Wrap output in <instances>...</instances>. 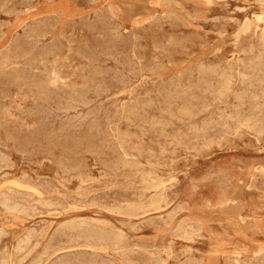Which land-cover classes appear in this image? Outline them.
Here are the masks:
<instances>
[{
  "label": "rangeland",
  "instance_id": "374dc122",
  "mask_svg": "<svg viewBox=\"0 0 264 264\" xmlns=\"http://www.w3.org/2000/svg\"><path fill=\"white\" fill-rule=\"evenodd\" d=\"M0 8V75H29L26 61L48 48L33 72L56 63L63 78L47 96L18 77L0 83V264H264V0Z\"/></svg>",
  "mask_w": 264,
  "mask_h": 264
},
{
  "label": "bare ground",
  "instance_id": "6f19581e",
  "mask_svg": "<svg viewBox=\"0 0 264 264\" xmlns=\"http://www.w3.org/2000/svg\"><path fill=\"white\" fill-rule=\"evenodd\" d=\"M52 1V0H51ZM34 2V1H33ZM74 2V1H73ZM96 2V1H95ZM13 3V2H12ZM93 3V2H92ZM209 3V2H208ZM116 7H118V6H116ZM8 8V7H7ZM27 8V7H26ZM25 8V9H26ZM1 9V8H0ZM12 10V9H11ZM116 11V10H115ZM247 11V10H246ZM6 12V11H5ZM118 12V11H117ZM120 12V11H119ZM109 13V12H108ZM111 13V12H110ZM115 13V12H114ZM119 15V14H118ZM121 15V14H120ZM254 16V15H253ZM10 17V16H9ZM96 19V18H95ZM21 20V19H20ZM85 22V21H84ZM135 22V21H134ZM134 22H132V24L134 23ZM180 22V21H179ZM113 23V22H112ZM111 23V24H112ZM248 23V22H247ZM261 23V22H260ZM3 24H4V22H3ZM6 24V23H5ZM43 25H38L37 26V28L35 29V30H33V31H31V33L29 34V36L28 37H30V39H31V43H26V44H22V46L20 47V49L22 50V52H24V54H26L25 55V57L26 58H29L28 57V55H31L32 53L34 54V51H35V47H37V44H39V42H41V39L43 38V37H45L46 35H47V27H48V25L47 24H45V23H42ZM115 25V24H114ZM134 25V24H133ZM6 26V25H5ZM116 26H117V24H116ZM244 26V25H243ZM54 27V26H53ZM136 27V26H135ZM184 27V26H183ZM31 29H32V27H31ZM73 29V28H72ZM85 29V28H84ZM116 29V28H115ZM139 32V31H138ZM243 32V31H242ZM246 32V31H245ZM81 33V32H80ZM136 33V32H135ZM182 33V32H181ZM2 34V33H1ZM65 34V33H64ZM178 34H179V32H178ZM83 35V34H82ZM81 35V36H82ZM111 35V34H110ZM219 35V34H218ZM242 35V34H241ZM264 37V36H263ZM84 38V37H83ZM114 38V37H113ZM207 38V37H206ZM84 39H86V38H84ZM83 40V39H82ZM238 40V39H237ZM88 41V40H87ZM91 41V40H90ZM111 41V40H110ZM72 42V41H71ZM75 42H77L78 43V41H75ZM121 43L120 44H122V41H120ZM68 43V42H67ZM66 43V44H67ZM85 43V42H84ZM89 43V42H88ZM175 43V42H174ZM71 44V43H70ZM69 44V45H70ZM75 44V43H74ZM74 44H72V45H74ZM79 44H81V43H79ZM78 44V45H79ZM93 44H95V42L93 43ZM118 44V43H117ZM119 44V45H120ZM72 45H70V46H72ZM85 45V44H84ZM88 45V44H87ZM90 45H91V43H90ZM89 45V46H90ZM68 46V45H67ZM75 46V45H74ZM81 46V45H80ZM93 46V45H92ZM125 46V45H124ZM78 47V46H77ZM77 47H75L74 49H76ZM84 47V46H83ZM85 47H86V45H85ZM119 47V46H118ZM128 47V46H127ZM38 48V47H37ZM73 48V47H72ZM72 48H70V49H72ZM80 48H82V47H80ZM90 48H93V47H90ZM122 48V47H121ZM157 48V47H156ZM159 48V47H158ZM66 49V48H65ZM70 49H68V51L70 50ZM73 49V50H74ZM86 49V48H85ZM39 50V49H38ZM62 50V49H61ZM65 51V50H64ZM75 51V50H74ZM112 51V50H111ZM21 52V53H22ZM59 52H61V51H59ZM59 52H57V53H59ZM81 52V51H80ZM50 53H52V50L51 49H48V48H46V49H41V50H39V51H37V54L36 55H33V56H35V57H33V56H31V59L29 60V61H26L27 62V65L29 66V70H28V72H29V75L28 74H26L25 75V73H24V76H22V75H18L17 77L19 78V79H22L23 80V83L25 84V85H27V88H28V86H30L29 88H33V90L37 93V95H40V96H47V94H48V86L49 85H51L52 83L54 84V86H56V85H58L59 83H62L63 82V78H62V74H61V71L59 70V67H56V63H55V66H54V64L52 63V61H51V63L53 64V66H52V68L50 69V70H48V72L46 73V75L44 74L45 73V71H44V73H41V74H44V76L45 77H43L42 76V78H40L39 76H37L36 74V70H38L39 68H37L38 67V65L37 64H40V62L41 61H43V59H44V57L45 56H47V55H49ZM73 53V52H72ZM194 53V52H193ZM23 54V53H22ZM62 54L64 55V53L62 52ZM67 54V53H66ZM71 54V53H70ZM75 54V53H74ZM134 54V53H133ZM187 54V53H186ZM253 54V53H252ZM58 55V54H57ZM62 55V56H63ZM75 55H77V54H75ZM24 56V55H23ZM53 56H55V54L53 55ZM66 56V55H65ZM72 56V55H71ZM189 56V55H188ZM66 57H68V56H66ZM153 57V56H152ZM238 57V56H237ZM2 58V57H1ZM17 58V56L15 55V59ZM21 58H23V57H21ZM26 58H25V60H26ZM52 58V57H51ZM53 58H55V57H53ZM60 58V57H59ZM58 58V59H59ZM63 58V57H62ZM81 58V57H80ZM151 58V57H150ZM233 58V57H232ZM262 58V57H261ZM48 59H49V57H48ZM56 59V58H55ZM55 59H52V60H55ZM65 59V58H64ZM68 59V58H67ZM74 59V58H73ZM79 59V58H78ZM100 59V58H99ZM24 60V61H25ZM45 60V59H44ZM57 60V59H56ZM81 60V59H80ZM79 60V61H80ZM260 60V59H259ZM1 61V60H0ZM23 61V62H24ZM64 61V60H63ZM68 60H66V62H67ZM73 61V60H72ZM86 61V60H85ZM151 61V60H150ZM185 61V60H184ZM3 62V61H2ZM49 62V61H48ZM56 62V61H55ZM66 62H63V63H66ZM75 61H73L72 63H74ZM77 62V61H76ZM84 62V61H83ZM15 60L12 58V57H10V56H8V57H6L5 58V60H4V62L2 63V65H3V67L4 68H6V67H8V66H10V64L11 65H14L15 66ZM61 63H62V61H61ZM60 63V64H61ZM62 63V64H63ZM79 63V62H78ZM80 63H82V62H80ZM24 64V63H23ZM43 64H44V62H43ZM130 64V63H129ZM253 64V63H252ZM41 65V64H40ZM46 65H47V63L44 65L45 67H46ZM48 65H49V63H48ZM51 65V64H50ZM49 65V66H50ZM67 65H69L70 66V63L69 64H67ZM81 65H83V63L81 64ZM175 65V64H174ZM24 66H25V64H24ZM62 66H64V65H62ZM68 66V68H70ZM74 66V65H73ZM78 66V65H77ZM238 66V65H237ZM40 67V66H39ZM65 68H66V66H64ZM75 67V66H74ZM74 67H72L73 69H74ZM82 67V66H81ZM84 67V66H83ZM203 67V66H202ZM205 67V66H204ZM248 67V66H247ZM25 68V67H24ZM75 68H77V67H75ZM235 68V67H234ZM3 69V68H2ZM13 69V68H12ZM41 69V68H40ZM46 70H47V68H45ZM71 69V68H70ZM72 69V70H73ZM82 69H85V67L84 68H82ZM92 69H94V68H92ZM130 69V68H129ZM0 70H1V68H0ZM4 71H5V69H3ZM1 71V72H4V71ZM21 70H24L23 68L21 69ZM36 71L35 73L33 72V71ZM68 70V69H67ZM86 70H87V67H86ZM200 70H201V67H200ZM207 70V69H206ZM39 71V70H38ZM77 71V70H76ZM80 71V70H79ZM88 71H90V69L88 70ZM87 71V72H88ZM208 71V70H207ZM210 71V70H209ZM216 71V70H215ZM214 71V72H215ZM0 72V73H1ZM7 72H8V70H7ZM21 72V71H20ZM25 72V71H24ZM27 72V73H28ZM32 72V73H31ZM42 72H43V70H42ZM65 73L67 72V71H64ZM71 72V71H70ZM78 72V71H77ZM80 72H82V71H80ZM85 72V71H84ZM83 72V73H84ZM153 72V71H152ZM238 72V71H237ZM5 73H6V71H5ZM72 73H74V72H72ZM71 73V74H72ZM79 73V72H78ZM77 73V74H78ZM118 73V72H117ZM138 73V72H137ZM212 73V72H211ZM225 73V72H224ZM232 73V72H231ZM230 73V74H231ZM239 73V72H238ZM40 74V73H39ZM61 74V75H60ZM64 74V73H63ZM71 74L69 75V74H67V75H69V77L71 76ZM75 74V73H74ZM73 74V75H74ZM82 74V73H81ZM91 74V73H90ZM260 74V73H259ZM66 75V74H65ZM203 75V74H202ZM1 76V75H0ZM3 76V75H2ZM1 76V77H2ZM41 76V75H40ZM88 76H89V72H88ZM222 76V75H221ZM6 77V76H5ZM5 77H2V78H0V83H4L5 82V80L6 79H9L10 77V79H9V81H8V83L10 82V83H12V82H14V81H17L18 79H17V77H16V75H15V78H12V76H10V77H7V78H5ZM78 77V76H77ZM80 77V76H79ZM98 77V76H97ZM116 77V76H115ZM199 77V76H198ZM258 77V76H257ZM264 77V76H263ZM68 78V76H66V79ZM74 78V77H73ZM76 78V77H75ZM126 78V77H125ZM222 78H224V75H223V77ZM247 78H249V77H247ZM17 79V80H16ZM65 79V80H66ZM99 79V78H98ZM97 79V80H98ZM226 79V78H225ZM228 79V78H227ZM231 79H232V77H231ZM3 80H4V82H3ZM77 79H75V81H76ZM78 80H80V81H82V79H78ZM115 80V79H114ZM206 80V79H205ZM72 81H73V79H72ZM84 81V80H83ZM82 81V82H83ZM96 81V80H95ZM94 81V82H95ZM100 81V80H99ZM203 81V80H202ZM225 81V80H224ZM229 81H231V80H229ZM66 82V81H65ZM71 82V81H70ZM82 82H77V83H82ZM116 82V81H115ZM173 82V81H172ZM189 82V81H188ZM226 82V81H225ZM224 82V83H225ZM6 83V82H5ZM69 83V82H68ZM77 83H75V84H77ZM100 83V82H99ZM123 83V82H122ZM155 83V82H154ZM180 83V82H179ZM201 83V82H200ZM203 83V82H202ZM206 83V82H205ZM227 83H229V82H227ZM20 84V83H19ZM18 84V85H19ZM21 84H22V82H21ZM73 84V83H72ZM95 84V83H94ZM207 84V83H206ZM208 84H209V82H208ZM211 84V83H210ZM209 84V85H210ZM226 84V83H225ZM243 84V83H242ZM17 85V86H18ZM64 85V84H63ZM68 85V84H67ZM74 85V84H73ZM79 85V84H78ZM82 85V84H81ZM99 85V84H98ZM165 85V84H164ZM229 85H230V83H229ZM4 86V85H3ZM16 86V87H17ZM20 86V85H19ZM75 86V85H74ZM83 86H84V84H83ZM82 86V87H83ZM91 86H92V84H91ZM102 86V85H101ZM130 86V85H129ZM173 86V85H172ZM181 86V85H180ZM212 86V85H211ZM21 87H23V86H21ZM60 87V86H59ZM98 87V86H97ZM96 87V88H97ZM127 87V86H126ZM165 87V86H164ZM198 87V86H197ZM208 87V86H207ZM20 88V87H19ZM74 88V87H73ZM84 88H85V86H84ZM84 88H83V90H84ZM90 88V87H89ZM101 89L103 88V87H100ZM162 88V87H161ZM179 88V87H178ZM17 89V88H16ZM22 89V88H21ZM21 89L19 90V91H21ZM26 89V88H25ZM86 89V88H85ZM201 89V88H200ZM225 89H226V87H225ZM15 90V89H14ZM18 90V89H17ZM28 90V89H27ZM32 90V91H33ZM177 90V89H176ZM227 90V89H226ZM229 90V89H228ZM1 91V90H0ZM26 91V90H25ZM187 91V90H186ZM217 91V90H216ZM90 92V91H89ZM96 92V91H95ZM107 94H108V92L107 91H105ZM126 92V91H125ZM208 92V91H207ZM22 93V92H21ZM28 93V92H27ZM83 93H84V91H83ZM87 93V92H86ZM142 93V92H141ZM173 93V92H172ZM175 93V92H174ZM185 93V92H184ZM206 93V92H205ZM221 93V92H220ZM20 94V93H19ZM106 94V95H107ZM124 94V93H123ZM167 94V93H166ZM171 94V93H170ZM84 95H85V93H84ZM90 95V94H89ZM121 95H122V93H121ZM151 95V94H150ZM153 95V94H152ZM164 95V94H163ZM174 95V94H173ZM177 95H179V94H177ZM212 95V94H211ZM215 95V94H214ZM241 95V94H240ZM16 96L18 97V95L16 94ZM160 96V95H159ZM162 96V95H161ZM81 97V96H80ZM82 97H83V95H82ZM85 97H87V96H85ZM163 97V96H162ZM185 97H186V95H185ZM59 98V97H58ZM165 98V97H164ZM182 98V97H181ZM183 98H184V96H183ZM24 99V98H23ZM170 99H172V98H170ZM174 99V98H173ZM180 99V98H179ZM193 99V98H192ZM83 100L84 101H87V100H85L84 98H83ZM182 100V99H181ZM89 101V100H88ZM97 101V100H96ZM163 101H164V99H163ZM173 101V100H172ZM186 101V100H185ZM217 101V100H216ZM68 102V101H67ZM180 102V101H179ZM187 102V101H186ZM186 102H185V104H186ZM188 102H189V100H188ZM187 102V103H188ZM65 103V102H64ZM70 103V102H69ZM87 103V102H86ZM160 103V102H159ZM162 103V102H161ZM167 103V102H166ZM183 103V102H182ZM71 104H73V103H71ZM76 104V103H75ZM103 104V103H102ZM86 105H88V104H86ZM130 105V104H129ZM143 105V104H142ZM152 105V104H151ZM155 105V104H154ZM164 105V104H163ZM167 105V104H166ZM176 105V104H175ZM188 105V104H187ZM209 105V104H208ZM216 105V104H215ZM78 106V105H77ZM144 106V105H143ZM185 106V105H184ZM192 106V105H191ZM57 107V106H56ZM67 107V106H66ZM180 107V106H179ZM193 107V106H192ZM142 108V107H141ZM145 108V107H144ZM169 108V107H168ZM183 108V107H182ZM186 108V107H185ZM195 108H197V107H195ZM209 108H211V107H209ZM32 109V108H31ZM59 109V108H58ZM67 109V108H66ZM93 109V108H92ZM109 109V108H108ZM136 109V108H135ZM134 108L132 109V110H135ZM143 109V108H142ZM179 109V108H178ZM181 109V108H180ZM188 109V111H189V107L187 108ZM186 109V110H187ZM72 110V109H71ZM131 110V111H132ZM136 110H138V109H136ZM135 110V112H137ZM163 110V109H162ZM239 110V109H238ZM61 111V110H60ZM77 111V110H76ZM130 111V110H129ZM182 111H184V108H183V110ZM208 111V110H207ZM224 111V110H223ZM91 112V111H90ZM121 112V111H120ZM128 112V111H127ZM140 112V111H139ZM144 112V111H143ZM191 112V111H190ZM205 112V111H204ZM64 113V112H63ZM70 113V112H69ZM68 113V114H69ZM92 113V112H91ZM94 113V112H93ZM132 113H134V112H132ZM147 113V112H146ZM183 113V112H182ZM187 113V112H186ZM186 113H184V115L186 114ZM189 113V112H188ZM187 113V114H188ZM192 113V112H191ZM191 113H190V115H191ZM200 113H202V112H200ZM131 114V113H130ZM138 115H139V113H137ZM145 114V113H144ZM143 114V115H144ZM179 114V113H178ZM181 114V113H180ZM179 114V115H180ZM127 115H129V114H127ZM134 115H135V113H134ZM137 115V116H138ZM143 115H142V117H143ZM145 115H147V114H145ZM172 115V114H171ZM189 114H188V116H190ZM192 115H193V113H192ZM74 116V115H73ZM78 116V115H77ZM181 116V115H180ZM131 117V116H130ZM140 117V116H139ZM177 117V116H176ZM192 117V116H191ZM114 118V117H113ZM198 118V117H197ZM129 119V118H128ZM135 119V118H134ZM158 119V118H157ZM178 119V118H177ZM196 119V118H195ZM241 119V118H240ZM95 120V119H94ZM104 120V119H103ZM131 120V119H130ZM133 120V119H132ZM160 120V119H159ZM181 120V119H180ZM247 120V119H246ZM248 120H249V118H248ZM83 121V120H82ZM138 121V120H137ZM155 121V120H154ZM163 121H165V120H163ZM254 121V120H253ZM62 122V121H61ZM65 122V121H64ZM68 122V121H67ZM148 122V121H147ZM178 122H179V120H178ZM214 122V121H213ZM102 124V123H101ZM145 124V123H144ZM157 124V123H156ZM164 124V123H163ZM210 124V123H209ZM106 125V124H105ZM134 125V124H133ZM148 125V124H147ZM150 125V124H149ZM71 126V125H70ZM96 126V125H95ZM160 126V125H159ZM158 126V127H159ZM83 127V126H82ZM135 127V126H134ZM145 127V126H144ZM152 127V126H151ZM169 127V126H168ZM255 127V126H254ZM32 128V127H31ZM94 128V127H93ZM136 128V127H135ZM79 129V128H78ZM101 129V128H100ZM111 129V128H110ZM113 129V128H112ZM139 130L141 129V128H138ZM150 129V128H149ZM162 129V128H161ZM256 129V128H255ZM254 129V130H255ZM144 130V129H143ZM88 131V130H87ZM162 131V130H161ZM245 131V130H244ZM65 132V131H64ZM77 132V131H76ZM103 132V131H102ZM112 132V131H111ZM167 132V131H166ZM165 132V133H166ZM206 132V131H205ZM231 132H233V131H231ZM72 133V132H71ZM204 133V132H203ZM236 133V132H235ZM253 133V132H252ZM262 133V132H261ZM124 134H125V131H124ZM148 134V133H147ZM149 135V134H148ZM69 136V135H68ZM67 136V137H68ZM71 136V135H70ZM177 136V135H176ZM57 137V136H56ZM55 138V137H54ZM53 137H47V140H49V141H51V142H55V139H54ZM114 138V137H113ZM181 138V137H180ZM179 138V139H180ZM253 138V137H252ZM151 139V138H150ZM166 139V138H165ZM206 140V139H205ZM103 141V140H102ZM1 142V141H0ZM145 142V141H144ZM5 143V142H4ZM82 143V142H81ZM137 143V142H136ZM7 145V144H6ZM181 145V144H180ZM150 146V145H149ZM78 148V147H77ZM172 148V147H171ZM260 148V147H259ZM149 149V148H148ZM165 149V148H164ZM240 150V149H239ZM175 151V150H174ZM88 152V151H87ZM150 153H152V151H150ZM168 153V152H167ZM22 155V154H21ZM77 155V154H76ZM24 156V155H23ZM22 156V157H23ZM96 156V155H95ZM55 157H57V156H55ZM6 158V157H5ZM86 158V157H85ZM137 158V157H136ZM2 159V158H1ZM0 159V160H1ZM128 159V158H127ZM134 159V158H133ZM138 159V158H137ZM162 159V158H161ZM169 159V158H168ZM191 159V158H190ZM126 160V159H125ZM2 161V160H1ZM129 161V160H128ZM4 163V162H3ZM44 163V162H43ZM150 164V163H149ZM152 164V163H151ZM9 165V164H8ZM158 165V164H157ZM124 166V165H123ZM8 167V166H7ZM89 168V167H88ZM150 168V167H149ZM8 169V168H7ZM92 169V168H91ZM56 170V169H55ZM67 170V169H66ZM3 171V170H2ZM2 171H0V172H2ZM101 171V170H100ZM120 171V170H119ZM197 171V170H196ZM257 171V170H256ZM46 172V171H45ZM67 172V171H66ZM88 172V171H87ZM261 172V171H260ZM70 173V172H69ZM93 173V172H92ZM100 173V172H99ZM136 173V172H135ZM155 173V172H154ZM263 173V172H262ZM7 174V173H6ZM60 174V173H59ZM66 174V173H65ZM189 174V173H188ZM5 175V174H4ZM58 175V174H57ZM81 175V174H80ZM111 175V174H110ZM185 175V174H184ZM7 176V175H6ZM6 176H5V178H6ZM25 176H27V175H25ZM38 177V176H37ZM52 177V176H51ZM98 177V176H97ZM101 177V176H100ZM113 177V176H112ZM124 177V176H123ZM169 177H171V176H169ZM16 178V177H15ZM63 178V177H62ZM71 178V177H70ZM80 178V177H79ZM90 178V177H89ZM93 177H91V179H92ZM118 178V177H117ZM24 179V178H23ZM77 179V178H76ZM83 179V178H82ZM94 179V178H93ZM101 179V178H100ZM105 180V179H104ZM173 180V179H172ZM171 180V181H172ZM201 180V179H200ZM88 181V180H87ZM95 181V180H94ZM98 181V180H97ZM22 182V181H21ZM96 182V181H95ZM54 183V182H53ZM86 183V182H85ZM92 183V182H91ZM9 184V183H8ZM84 184V183H83ZM145 184V183H144ZM168 184V183H167ZM7 185V184H6ZM86 185V184H85ZM119 185V184H118ZM138 185V184H137ZM126 186V185H125ZM128 186V185H127ZM130 186V185H129ZM132 186V185H131ZM150 186V185H149ZM166 186V185H165ZM65 187V186H64ZM96 187V186H95ZM161 187H163V185L161 186ZM128 188V187H127ZM175 188V187H174ZM136 189V188H135ZM53 190V189H52ZM67 190V189H66ZM17 191V190H16ZM16 191H14V192H16ZM31 191H33V190H31ZM107 191V190H106ZM147 191V190H146ZM18 192V191H17ZM86 192V191H85ZM149 192V191H148ZM20 193V192H19ZM83 193V192H82ZM14 194V193H13ZM52 194V193H51ZM20 195V194H19ZM25 195V194H24ZM3 196V195H2ZM27 196V195H26ZM36 196V195H35ZM17 197H18V195H17ZM163 197V196H162ZM7 198V197H6ZM32 198V197H31ZM30 198V199H31ZM158 198V197H157ZM10 199V198H9ZM8 199V200H9ZM15 199H17V198H15ZM5 200V199H4ZM12 200V199H11ZM11 200H9V201H11ZM43 200V199H42ZM93 200V199H92ZM95 200V199H94ZM7 201V200H6ZM21 201V200H20ZM19 201V202H20ZM23 201H24V199H23ZM28 201V200H27ZM4 202V201H3ZM44 202V201H43ZM42 202V203H43ZM46 202V201H45ZM48 202V201H47ZM139 202V201H138ZM6 203V202H5ZM50 203H52V202H50ZM68 203V202H67ZM137 203V202H136ZM9 203L7 202L6 203V205H8ZM101 204V203H100ZM5 205V204H4ZM15 205V204H14ZM14 205H12V206H14ZM40 205V204H39ZM73 205V204H72ZM88 205V204H87ZM90 205V204H89ZM130 205V204H129ZM149 205V204H148ZM9 206V205H8ZM7 206V207H8ZM51 206V205H50ZM69 206V205H68ZM115 206V205H114ZM1 207V206H0ZM7 207H5V208H7ZM10 207V206H9ZM18 206L16 205V208H17ZM74 207V206H73ZM127 207V206H126ZM131 207V206H130ZM29 208V207H28ZM75 208V207H74ZM104 208V207H103ZM8 209H10V208H8ZM36 209V208H35ZM51 209V208H50ZM77 209V208H76ZM100 209V208H99ZM101 209H102V207H101ZM119 209V208H118ZM122 209V208H121ZM121 209H119V210H121ZM166 209V208H165ZM11 210L13 211V207L11 208ZM164 210V209H163ZM15 211V210H14ZM106 211H108V210H106ZM115 211V210H114ZM118 211V210H117ZM30 212V211H29ZM64 212V211H63ZM111 212H113L112 210H111ZM123 212V211H122ZM131 212V211H130ZM134 213V212H133ZM169 213V212H168ZM167 213V214H168ZM48 214V213H47ZM121 214V213H120ZM137 214V213H136ZM21 215V214H20ZM26 215V214H25ZM32 215H33V213H32ZM126 215V214H125ZM132 215V214H131ZM41 216V215H40ZM121 216V215H120ZM122 217H124V216H122ZM136 217V216H135ZM162 217V216H161ZM133 218V217H132ZM125 219V218H124ZM188 219V218H187ZM171 221V220H170ZM87 222V221H86ZM194 225V224H193ZM67 226V225H66ZM88 226V225H87ZM60 227V226H59ZM126 227V226H125ZM92 228V227H91ZM2 229V228H1ZM79 229H81V228H78V230ZM83 229V228H82ZM64 230V229H63ZM77 230V229H76ZM89 230V229H88ZM188 230V229H187ZM1 232V231H0ZM29 232V231H28ZM34 232V231H33ZM37 232V231H36ZM84 233H85V231H83ZM86 232H87V229H86ZM99 232V231H98ZM83 233V234H84ZM88 233V232H87ZM86 233V234H87ZM92 233V232H91ZM189 233V232H188ZM35 234V233H34ZM33 234V235H34ZM56 234V233H55ZM59 234V233H58ZM82 234V235H83ZM94 234V233H93ZM93 234H91V235H93ZM95 234H96V230H95ZM99 234H100V232H99ZM187 234V233H186ZM32 235V236H33ZM42 235V234H41ZM79 235H81V234H79ZM90 235V234H89ZM97 235V234H96ZM101 235H102V233H101ZM109 235V234H108ZM188 235V234H187ZM194 235V234H193ZM95 236V235H94ZM2 237V236H1ZM26 237V236H25ZM28 237V239H29V235L27 236ZM30 237H31V235H30ZM51 237V236H50ZM62 237V236H61ZM67 237V236H66ZM83 237H85V236H83ZM91 237V236H90ZM89 237V238H90ZM97 237V236H96ZM104 237V236H103ZM108 237V236H107ZM121 237V236H120ZM33 238V237H32ZM93 238L94 237H92L91 239L93 240ZM105 238V237H104ZM117 238V237H116ZM95 239V238H94ZM98 239H99V237H98ZM110 239V238H109ZM176 239V238H175ZM209 239V238H208ZM26 240H27V238H26ZM72 240V239H71ZM80 240V239H79ZM81 240H82V236H81ZM80 240V241H81ZM84 240V239H83ZM99 240H102V239H99ZM21 241V240H20ZM23 241V240H22ZM29 241V242H28ZM27 242L28 243H30V240H28ZM88 241H89V239H88ZM113 241H114V239H113ZM180 241V240H179ZM23 242H25V240L23 241ZM23 242H20V244L21 243H23ZM28 243H27V246H28ZM113 243H115V242H113ZM24 244V243H23ZM31 244V243H30ZM99 244V243H98ZM23 246V245H22ZM24 246H26V243H25V245ZM36 246V245H35ZM52 246V245H51ZM69 246V245H68ZM18 247V246H17ZM19 247H21V246H19ZM183 247V246H182ZM24 248V247H23ZM26 248V247H25ZM28 248V247H27ZM37 248V247H36ZM51 248V247H50ZM59 248V247H58ZM168 248V247H167ZM170 248V247H169ZM15 249V248H14ZM18 249V248H17ZM16 249V250H17ZM48 249V248H47ZM61 249V248H60ZM19 250V249H18ZM25 249H23V251H24ZM59 250V249H58ZM57 250V251H58ZM20 251V250H19ZM18 251V252H19ZM22 251V250H21ZM46 251H49V249L48 250H45V252H44V254L46 253ZM17 252V253H18ZM121 253V252H120ZM135 253V252H134ZM180 253V252H179ZM19 254H22L21 252L19 253ZM47 254H49L48 252H47ZM46 254V255H47ZM6 255V254H5ZM26 255V254H25ZM52 255V254H51ZM50 255V256H51ZM77 255V254H76ZM27 256V255H26ZM29 256H30V254H29ZM43 256V255H42ZM45 256V255H44ZM53 256H55V255H53ZM80 256V255H79ZM84 256V255H83ZM82 256V257H83ZM259 256V255H258ZM65 257V256H64ZM70 257V256H69ZM167 257V256H166ZM8 258V257H7ZM45 258V257H44ZM48 258H50V257H48ZM85 258V257H84ZM186 258V257H185ZM42 260H43V258H41ZM56 259V258H55ZM80 259H81V257H80ZM89 259H90V257H89ZM7 260V259H6ZM8 260H10V259H8ZM8 260H7V263H8ZM27 260V259H26ZM40 259H38V261H39ZM177 260V259H176ZM2 261H3V263H4V260L2 259ZM54 261V260H53ZM40 262V261H39ZM97 263H98V261H96ZM2 263V264H3ZM10 263V262H9ZM19 263V262H18ZM34 263H36V262H34ZM170 263V262H169ZM41 264V263H40ZM53 264V263H52ZM55 264V263H54ZM100 264V263H99Z\"/></svg>",
  "mask_w": 264,
  "mask_h": 264
}]
</instances>
